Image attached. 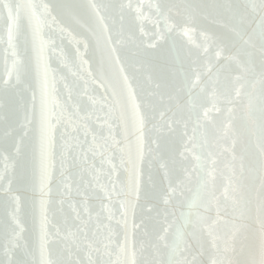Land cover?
Listing matches in <instances>:
<instances>
[{"label": "water", "instance_id": "water-1", "mask_svg": "<svg viewBox=\"0 0 264 264\" xmlns=\"http://www.w3.org/2000/svg\"><path fill=\"white\" fill-rule=\"evenodd\" d=\"M0 264H264V0H0Z\"/></svg>", "mask_w": 264, "mask_h": 264}]
</instances>
